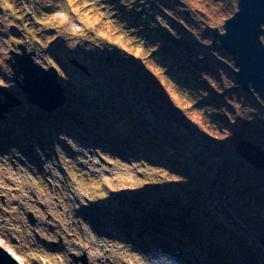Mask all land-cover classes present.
Segmentation results:
<instances>
[{
  "label": "rangeland",
  "instance_id": "374dc122",
  "mask_svg": "<svg viewBox=\"0 0 264 264\" xmlns=\"http://www.w3.org/2000/svg\"><path fill=\"white\" fill-rule=\"evenodd\" d=\"M175 2H180L185 8L190 7L189 12L194 19L188 20L191 29L177 24L173 32L177 35L182 33L185 40L193 45L197 43L196 37L203 39L206 29L211 31L212 27H221L224 21L216 10L218 6L207 7L194 0ZM140 9L144 10L141 16ZM133 10L135 14H132ZM148 16L156 23H165L170 17L165 16L168 20L162 18L153 8L151 0H0V87L9 90L21 101L4 118H0V245L17 255L22 264H69V254H77V248L87 250L89 264H159L164 256L172 258L177 252L173 242L169 246L157 238L152 239L153 244L132 248L115 224L120 214L123 218L125 215L133 216L134 222L140 220L141 226L147 225L140 226L146 229L145 235H151L147 228L153 232L157 222L148 217L161 205L157 194L149 193L147 186L157 184L158 193L162 194L164 201L170 200L182 194L185 181L181 175L161 166L160 159L147 160L141 154H132L128 150V144H132L131 133L126 137H114L111 123L107 126L110 129H106V123L99 124V127L97 123L104 122V116L93 106L90 110L82 107L81 110L86 111L74 110L73 120L68 119L59 125L48 123L44 135L32 131L24 136L21 133V136L15 135L16 129H28L33 124L42 125L41 122H47L48 118L41 114L42 119H39L40 108L27 102L26 93L13 80L11 69L5 62L9 51H18V45L23 44L28 51L34 52L35 62L45 68H57L58 80L66 92V78L62 76L61 68L54 63V56H63L78 68L72 63L76 60L86 66V71L91 69L94 79L91 84L111 78L113 81L123 80L127 88L146 94L143 96L144 104L151 107L153 115L156 112L158 114L166 108V97L177 99L179 95L165 74L172 62L163 63L164 57L152 51L159 44L157 40L152 44L149 42L153 31L145 29L143 20H147ZM202 18L207 19L206 24ZM215 40L217 44L211 43L209 37L205 39L207 45H216L213 48L215 51H224L220 42ZM195 48L203 56V48ZM228 59V65L234 70L230 56ZM71 73L69 71L68 78L72 81L74 77ZM226 79L233 82L228 76ZM235 82V85H239ZM188 87L187 84L179 85L184 95L191 98L187 93ZM110 89L122 94L116 87ZM198 98L194 95L192 100ZM171 114H164L166 119H170L167 126L172 130L177 128L183 135L184 131L179 128L185 125L189 133L190 121H176L175 112ZM155 133L158 134L157 131ZM120 141L127 150L122 151L116 146ZM192 148L201 151L196 146ZM140 151L142 153V149ZM164 151L178 159L180 157L179 160L186 156L190 161L189 170L195 173L197 159L190 150H177L165 145ZM135 196H142L141 202H136ZM45 199L49 200L48 209L52 218H57L63 227L61 239H56L54 232L59 230L58 226L50 229L51 219L45 217L44 211L39 208L40 202L43 203ZM149 200L154 203L147 205ZM71 201L78 202V212L72 211ZM112 205H116V212L113 208L110 211ZM143 206L147 208L146 211L142 210ZM28 211L34 213L35 227L26 217ZM161 211L167 219L184 220L177 208L162 207ZM231 216L235 218L231 217L235 226L241 227V220L234 214ZM94 219L101 222L107 233L111 232L114 237L108 239L105 234L98 236L93 230ZM78 220L88 222L91 231L85 234L79 232L76 224ZM193 232L198 231L191 229ZM35 234L39 236L38 244L36 242L32 246L30 240ZM248 238L254 245V237ZM194 240L191 234L190 242ZM210 240L217 239L210 237ZM49 246L53 250H49ZM220 247L222 245L217 244L215 249L207 251V256H202L189 245L185 258L189 264H264V247L257 242L259 253L252 255ZM62 251L67 253L66 256L61 254ZM173 261V264H179L174 257Z\"/></svg>",
  "mask_w": 264,
  "mask_h": 264
},
{
  "label": "trees",
  "instance_id": "16d2710c",
  "mask_svg": "<svg viewBox=\"0 0 264 264\" xmlns=\"http://www.w3.org/2000/svg\"><path fill=\"white\" fill-rule=\"evenodd\" d=\"M194 1L207 7L218 6L216 10L224 20L236 9L235 0ZM151 2L162 18L166 19V15L170 16L165 23L162 21L156 23L151 16L143 20L146 23L145 29L153 31L149 42L152 44L157 40L159 44L158 48L152 50L153 53H160L164 57L163 63L172 62L165 70V74L177 90L179 95L177 99L166 97L164 101L166 108L161 110V113L156 112L153 115L151 107L144 104L143 96L146 94L127 88L123 85V80L113 81L111 78L91 84L94 79L90 68L87 71L80 70L73 66L71 61L57 54L54 56V63L61 68L62 76L66 78L64 83L67 88V100L64 106L54 112L38 109L39 119H42V114L47 116V122L42 121V125L33 124L28 129H16L14 134L18 136L21 133L24 136L25 133L29 134L32 131L44 135L45 129L51 122L59 125L69 121L68 119L73 120L76 109L81 110L85 107L90 110L92 106L97 107L99 114L104 116V122L97 123L98 126L106 123L107 127L108 123H111V133L114 137H126L131 133L129 136L132 144H128L130 148L128 150L132 154H141L147 160L160 159L163 164H160L161 166L174 170L185 181L182 194L165 201L162 194L158 193L157 184L147 186L149 193L157 194L156 198L161 206L158 210L150 212L148 217L157 222L154 224L156 230H152L153 232L151 228H147L151 235L139 237L131 235L136 246L147 245L159 237L165 242L176 240L182 244H189L192 250L202 256H207V251L215 249L217 244L222 245L221 249L230 251L259 253L256 242L264 247V170H259L244 160L235 151V146L239 140H248L264 148V102L257 94L244 92L239 85H235L233 70L228 65L229 56L225 51L216 50V52L213 49L216 45L212 47L205 41L209 37L211 43L217 44L210 29L204 31L203 39L196 37L195 45L185 40L182 33L178 36L173 32V27L177 24L186 26L188 30L192 28L188 21L194 19L189 12L190 7L185 8L175 0H151ZM143 11L140 9V16L143 15ZM133 13H136L135 10ZM177 13L180 16L175 17ZM205 20L203 19L204 24H206ZM262 38L264 42V36ZM196 46L203 48V56L195 51L198 49L195 48ZM69 71L73 72L70 74L74 77L72 81L68 78ZM227 76L232 78L233 82L228 81ZM181 84L189 86L187 93L191 98L181 91L179 88ZM110 87H116L122 94L112 92ZM194 95L199 98L192 100ZM131 110L137 112L135 114L139 116L135 117ZM171 112H175L176 121L179 119L190 121L189 133L185 125L179 128L184 131L183 135L177 128L174 127L172 130L167 126L166 123L170 119H166L164 114L172 116ZM117 145L123 151L127 150L123 142L120 141ZM165 145L177 150L180 148L190 150L197 159L195 173L189 170L190 161L186 156L179 160L180 157L178 159L164 151ZM192 146L201 148V151L192 150ZM141 197L133 198L136 202H141ZM146 203L152 205L154 201L149 200ZM111 207L114 209L116 205ZM162 207L177 208L184 220L174 221L165 218L161 211ZM146 209L143 206L142 210L146 211ZM114 211L116 212L115 209ZM231 214L241 220V227L235 226ZM119 224L127 232L131 228L125 223L119 222ZM141 224L142 222L137 220L134 225L136 228L147 227ZM199 226L201 228H198ZM136 228L134 230H137ZM191 229L193 231L197 229L198 232L191 233ZM191 234L195 237L193 242H190ZM210 237H215L217 240L212 241ZM248 237H254L256 241L254 245H251ZM241 246L245 248L249 246L248 251L243 250L245 248Z\"/></svg>",
  "mask_w": 264,
  "mask_h": 264
},
{
  "label": "water",
  "instance_id": "95a60500",
  "mask_svg": "<svg viewBox=\"0 0 264 264\" xmlns=\"http://www.w3.org/2000/svg\"><path fill=\"white\" fill-rule=\"evenodd\" d=\"M236 9L221 27H212L213 38L220 42L225 53L234 63L233 74L244 92L255 93L264 102V0H235ZM18 51L10 50L5 59L13 80L26 93L29 104L46 112L62 108L67 100L66 92L59 82L56 67H43L34 61V52L23 44ZM74 65L86 71V66L76 60ZM3 96V98L1 97ZM21 103L9 90L0 87V118ZM235 151L249 164L264 170V148L248 140H239ZM27 218L33 224L31 212ZM69 264H88L86 253L69 254ZM0 264H21L9 251L0 246Z\"/></svg>",
  "mask_w": 264,
  "mask_h": 264
},
{
  "label": "flooded vegetation",
  "instance_id": "af4514ba",
  "mask_svg": "<svg viewBox=\"0 0 264 264\" xmlns=\"http://www.w3.org/2000/svg\"><path fill=\"white\" fill-rule=\"evenodd\" d=\"M3 97V96H1ZM77 205H78V202H75ZM49 200L45 199V201H43V203L40 202L39 204V208L44 211V214H45V217L48 218V215L50 214V210L48 209V206H49ZM79 206V205H78ZM134 218V217H132ZM127 220V215L124 216V218L122 217V214H120V217L118 219L119 222H122V223H125V221ZM35 224H36V220H35V223L33 225H31L32 227L34 226L35 227ZM134 229V228H133ZM133 229H131V231H133ZM34 231V230H33ZM185 246H188L189 247V244H184ZM80 248H77V251H79ZM86 255H87V252H86ZM88 256V255H87ZM88 264H89V259H88Z\"/></svg>",
  "mask_w": 264,
  "mask_h": 264
},
{
  "label": "built area",
  "instance_id": "2783aa9c",
  "mask_svg": "<svg viewBox=\"0 0 264 264\" xmlns=\"http://www.w3.org/2000/svg\"><path fill=\"white\" fill-rule=\"evenodd\" d=\"M58 223H59V221H58ZM60 224V223H59ZM76 224H77V227H78V230L80 231V228H81V223L79 222V221H76ZM61 225V224H60ZM58 226V225H57ZM59 228V227H58ZM87 231H89V228H87ZM61 234V230L59 229H56V233H55V236H56V239H58L57 237V235L58 234ZM36 242H37V239H35V237H31V240H30V243H31V245L33 246H35V244H36ZM37 244H38V242H37ZM43 244H45V242L43 243ZM1 246V245H0ZM3 247V246H2ZM5 248V247H4ZM48 248H50V246L48 247ZM52 248V247H51ZM6 249V248H5ZM6 250H8V249H6ZM9 251V250H8ZM10 252V251H9ZM11 253V252H10ZM14 257H16L17 258V260H19L20 261V258L17 256V255H15L14 253H11ZM21 262V261H20Z\"/></svg>",
  "mask_w": 264,
  "mask_h": 264
}]
</instances>
